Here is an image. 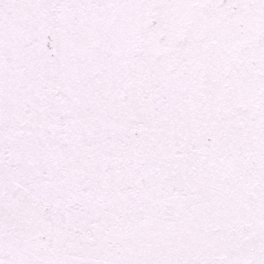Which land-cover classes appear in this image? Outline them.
<instances>
[{"label": "snow or ice", "instance_id": "1", "mask_svg": "<svg viewBox=\"0 0 264 264\" xmlns=\"http://www.w3.org/2000/svg\"><path fill=\"white\" fill-rule=\"evenodd\" d=\"M0 264H264V0H0Z\"/></svg>", "mask_w": 264, "mask_h": 264}]
</instances>
